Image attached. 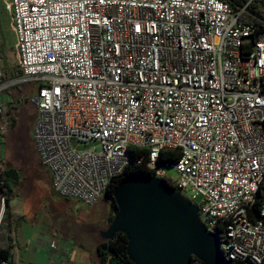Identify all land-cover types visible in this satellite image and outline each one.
Instances as JSON below:
<instances>
[{"label": "built area", "instance_id": "2783aa9c", "mask_svg": "<svg viewBox=\"0 0 264 264\" xmlns=\"http://www.w3.org/2000/svg\"><path fill=\"white\" fill-rule=\"evenodd\" d=\"M4 8L21 77L5 80L0 60V138L12 125L10 91L39 83L31 134L58 196L93 207L131 165L130 151L145 149L152 175L197 205L209 231L223 228L225 258L264 264V31L241 17L245 8L221 0H4ZM165 151L179 159L158 164ZM5 211L0 194L7 236ZM48 238L49 264H70L58 255L72 243Z\"/></svg>", "mask_w": 264, "mask_h": 264}, {"label": "rangeland", "instance_id": "374dc122", "mask_svg": "<svg viewBox=\"0 0 264 264\" xmlns=\"http://www.w3.org/2000/svg\"><path fill=\"white\" fill-rule=\"evenodd\" d=\"M259 12L264 16V2L260 4ZM10 23V16L3 8V0H0V41L8 37L7 56L15 66V36ZM38 86L39 83H19L10 91L9 96H18L22 103L13 109L12 125L3 137L0 152L2 161L11 163L20 175L21 186L14 197L13 208L26 214L28 219L21 223L17 239L22 247L34 243L46 228L59 239H71L77 247V255L92 263L93 248L103 241L98 233L107 228L104 221L110 211L109 204H106L108 200L105 197L89 207L76 199L61 198L52 190L50 173L39 160L31 134L35 108L30 99L37 94ZM165 174L172 181L179 177L177 171L169 167L165 168ZM0 244L3 247L7 245L5 232L0 233Z\"/></svg>", "mask_w": 264, "mask_h": 264}, {"label": "water", "instance_id": "95a60500", "mask_svg": "<svg viewBox=\"0 0 264 264\" xmlns=\"http://www.w3.org/2000/svg\"><path fill=\"white\" fill-rule=\"evenodd\" d=\"M264 23V16L245 7ZM117 213L100 233L103 241L118 233L127 238V256L133 264H227L217 232L202 223L197 205L166 180L153 175L124 177L113 194Z\"/></svg>", "mask_w": 264, "mask_h": 264}, {"label": "trees", "instance_id": "16d2710c", "mask_svg": "<svg viewBox=\"0 0 264 264\" xmlns=\"http://www.w3.org/2000/svg\"><path fill=\"white\" fill-rule=\"evenodd\" d=\"M227 3L234 12H238L245 7H248L259 12V6L264 0H221ZM241 17L250 23L259 24L264 31V23L253 18L245 11L241 13ZM5 80H13L21 77V72L17 67L6 68ZM22 101L18 96L11 98L9 106V113H13V109L17 108ZM35 119V117H34ZM3 137L0 138V145L3 144ZM34 145V143H33ZM132 162L126 170L116 177L108 191L106 193V199L109 203V216L106 221L111 223L117 213V206L113 198V194L124 179V177L133 174H145L152 175L151 171L147 168V162L149 160L148 151L145 149H132L130 151ZM178 151H165L162 153L161 158L158 160L160 165H172L179 159ZM137 160H141L139 164H136ZM21 186L20 175L18 170L14 167H9L5 163L4 171L0 174V194L5 200L6 211L3 219V228L6 229L7 233V245L6 247H0V259L10 260L11 264H16L17 257L19 255V249L16 247V236L21 223L26 220V214H23L13 208V200L17 190ZM261 198H259L251 209V218L253 220L261 218ZM222 244H225L224 230L223 228L218 229ZM127 238L124 234L118 233L112 240L101 241L97 244V252L99 256L98 264H133L127 256ZM224 252V248H223ZM194 260V259H193ZM227 264H240L236 261H231L226 258Z\"/></svg>", "mask_w": 264, "mask_h": 264}, {"label": "crops", "instance_id": "0c3cea01", "mask_svg": "<svg viewBox=\"0 0 264 264\" xmlns=\"http://www.w3.org/2000/svg\"><path fill=\"white\" fill-rule=\"evenodd\" d=\"M3 8H4V0H3ZM9 46H10V41L8 37L3 38L0 41V60H1V66L4 68L5 71H6V68L17 67V63L14 66L13 64L10 63L8 59L7 52H8ZM14 47L16 51L15 43H14ZM16 58H17V52H16ZM107 202L106 204H109ZM27 219L28 218L26 216V220ZM48 237H56V236H54L46 228H43V230L41 231V234H39V237L36 238V240H34V243L27 244L22 247L16 236V247L19 249V255L17 257L16 264H49L48 253H47L48 252L47 251V248H48L47 238ZM61 240H63V242L65 243H68V242L72 243L73 248H72V253L61 251V253H59L58 255L59 260H69L70 264H98L99 263L97 246L93 248L94 253L92 255V263H88L86 262L85 257L77 255V252H76L77 247L74 246V243L72 242L71 239L61 238Z\"/></svg>", "mask_w": 264, "mask_h": 264}, {"label": "flooded vegetation", "instance_id": "af4514ba", "mask_svg": "<svg viewBox=\"0 0 264 264\" xmlns=\"http://www.w3.org/2000/svg\"><path fill=\"white\" fill-rule=\"evenodd\" d=\"M7 164H8L9 167H13V165H12L11 163H7ZM104 224L108 226V222H107L106 220L104 221ZM101 232H102V231L100 230L99 233H98L99 236H100V233H101ZM100 237H101V236H100Z\"/></svg>", "mask_w": 264, "mask_h": 264}]
</instances>
